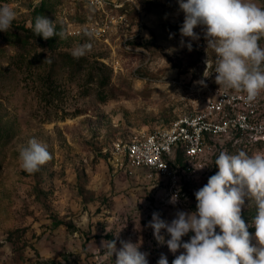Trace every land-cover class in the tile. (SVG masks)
I'll list each match as a JSON object with an SVG mask.
<instances>
[{
	"label": "rangeland",
	"instance_id": "1",
	"mask_svg": "<svg viewBox=\"0 0 264 264\" xmlns=\"http://www.w3.org/2000/svg\"><path fill=\"white\" fill-rule=\"evenodd\" d=\"M251 2L264 7V0ZM4 4L14 7L16 19L0 31V264H115L107 241L117 250L122 241L139 243L149 264L161 254L172 264L183 249L172 253L155 240L147 226L152 214L170 223L177 211H195V192L218 171L221 151H264V144L220 139L202 156L181 160L184 196L175 205L160 178L118 163L116 143L200 111L216 94V55L202 29H194L200 39L189 50L177 0ZM38 15L56 21L67 38L35 36L29 22ZM85 43L92 45L87 62L66 65L60 53ZM259 43L264 47V38ZM32 138L46 143L53 159L28 174L19 149ZM255 215L246 199L242 219L247 224Z\"/></svg>",
	"mask_w": 264,
	"mask_h": 264
},
{
	"label": "clouds",
	"instance_id": "2",
	"mask_svg": "<svg viewBox=\"0 0 264 264\" xmlns=\"http://www.w3.org/2000/svg\"><path fill=\"white\" fill-rule=\"evenodd\" d=\"M177 2L184 13L181 37L190 38L188 49H192L190 41L200 39L194 31L200 27L207 49H212L216 55L217 92L234 91L241 93L245 102H255L264 91V47L259 43L264 38V7L251 0ZM15 19L13 6L0 5V31L8 32ZM29 27L35 36L45 40L53 36L67 38L63 29L57 32L56 21L44 15L36 16ZM84 34L90 38L93 35L87 30ZM180 43L184 45L185 41L181 39ZM91 49L92 45L85 43L77 45L71 54L80 59ZM205 63L208 68V60ZM204 76L208 77L206 70ZM52 159L48 145L36 138L19 149L20 167L28 174L38 172ZM214 164L218 171L195 192V211H177L170 223L154 212L147 226L153 230L155 240L161 245L166 243L172 253L183 249L172 264H264V151L252 155L244 151L237 154L221 151ZM178 199L179 193H174L169 203L175 205ZM246 199L256 209V215L247 224L242 219ZM249 228H255L254 234ZM162 230L170 239L165 240ZM190 232L194 235L183 241ZM102 243L107 256L115 253V264H149V254L139 250V243L122 241L119 250L115 241ZM157 264H168L167 257L161 254Z\"/></svg>",
	"mask_w": 264,
	"mask_h": 264
},
{
	"label": "built area",
	"instance_id": "3",
	"mask_svg": "<svg viewBox=\"0 0 264 264\" xmlns=\"http://www.w3.org/2000/svg\"><path fill=\"white\" fill-rule=\"evenodd\" d=\"M217 91L200 111L182 113L166 126L142 131L126 143H116L118 163L130 171L145 170L151 179L157 176L164 194L171 197L178 192L180 200L184 191L179 155L184 162L198 158L220 139L264 144V93L255 102L247 103L241 93Z\"/></svg>",
	"mask_w": 264,
	"mask_h": 264
},
{
	"label": "trees",
	"instance_id": "4",
	"mask_svg": "<svg viewBox=\"0 0 264 264\" xmlns=\"http://www.w3.org/2000/svg\"><path fill=\"white\" fill-rule=\"evenodd\" d=\"M63 61L65 62L66 65H75V66H83L84 65V62H87V60H85L86 58L85 57H81L80 59H75L73 58L72 54L69 53V52H61L60 53ZM89 63V62H88ZM101 68V67H100ZM107 82V78H102L101 81H100V85L101 86H104ZM177 161L180 163L181 162V157L180 155L178 156V159ZM249 232L250 233H253L255 232V228H249Z\"/></svg>",
	"mask_w": 264,
	"mask_h": 264
}]
</instances>
